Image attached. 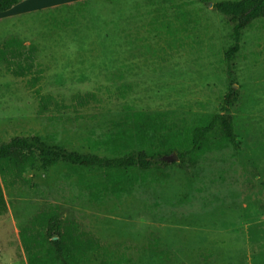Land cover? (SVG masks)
Instances as JSON below:
<instances>
[{
    "label": "rangeland",
    "instance_id": "1",
    "mask_svg": "<svg viewBox=\"0 0 264 264\" xmlns=\"http://www.w3.org/2000/svg\"><path fill=\"white\" fill-rule=\"evenodd\" d=\"M220 1L25 0L0 15V143L38 136L111 157L107 137L138 112L156 117L146 146L177 156L194 126L237 97L233 145L128 172L118 194L103 173L66 164L27 171L25 184L0 177V264H28L19 231L49 207L123 264H264V19L242 32L227 64ZM10 40L32 58L11 60ZM13 62L30 67L16 76ZM132 145L124 151L143 147Z\"/></svg>",
    "mask_w": 264,
    "mask_h": 264
},
{
    "label": "trees",
    "instance_id": "2",
    "mask_svg": "<svg viewBox=\"0 0 264 264\" xmlns=\"http://www.w3.org/2000/svg\"><path fill=\"white\" fill-rule=\"evenodd\" d=\"M25 0H0V15L9 12L13 7ZM206 0H201L205 2ZM215 12L224 17L231 27L232 45L225 53V62L231 63L239 51L242 32L252 24L264 19V0H224L213 5ZM12 45L18 42L10 40L6 44L12 50V58L28 61L29 54ZM11 46V47H10ZM9 59V60H10ZM6 60V59H5ZM12 61H7V66ZM18 73L22 76L25 68L18 62L14 63ZM26 64V63H25ZM39 95L38 91H35ZM235 94H227L223 113L202 119L194 126L189 136L177 153V159L183 163L192 161L195 157L203 155L221 144L235 143L232 119L229 108L236 101ZM41 109L47 108V98L40 97ZM154 115L132 113L124 123L119 125L116 133L110 134L105 144L112 145L114 155L100 157L93 154H81L66 150L56 145H50L38 136H16L7 142L0 143V177L2 182L9 185L15 183L25 184L24 174L27 171H47L58 165L66 164L89 171L103 173L108 183H115L109 191L118 194L124 190L122 184H132L126 173L139 171L148 172L154 168H165L169 163L163 159L171 149L152 151L146 145L149 143L146 125L153 126ZM131 123V125H130ZM135 136V137H134ZM134 140L139 141L141 147L135 153L125 152L133 147ZM145 146V147H144ZM94 187L101 184L92 183ZM106 188V185H102ZM6 205L0 185V210H5ZM22 248L27 255L28 264H123L125 258L110 246L101 244L91 234L80 229L74 221L62 219L53 208H48L36 215L27 225L19 231Z\"/></svg>",
    "mask_w": 264,
    "mask_h": 264
},
{
    "label": "water",
    "instance_id": "3",
    "mask_svg": "<svg viewBox=\"0 0 264 264\" xmlns=\"http://www.w3.org/2000/svg\"><path fill=\"white\" fill-rule=\"evenodd\" d=\"M164 160H166L167 162L170 161V160H177V156L175 154H173L171 157H164L163 158Z\"/></svg>",
    "mask_w": 264,
    "mask_h": 264
}]
</instances>
